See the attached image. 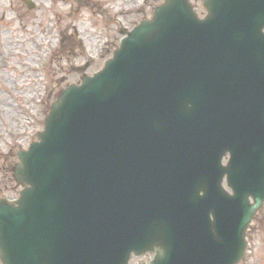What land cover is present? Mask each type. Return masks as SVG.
<instances>
[{
	"label": "water",
	"instance_id": "1",
	"mask_svg": "<svg viewBox=\"0 0 264 264\" xmlns=\"http://www.w3.org/2000/svg\"><path fill=\"white\" fill-rule=\"evenodd\" d=\"M204 6L201 19L164 0L62 90L17 153L19 198H0L2 264H127L153 247L152 264L242 258L264 203V0Z\"/></svg>",
	"mask_w": 264,
	"mask_h": 264
},
{
	"label": "rangeland",
	"instance_id": "2",
	"mask_svg": "<svg viewBox=\"0 0 264 264\" xmlns=\"http://www.w3.org/2000/svg\"><path fill=\"white\" fill-rule=\"evenodd\" d=\"M0 0V198L18 197L17 152L37 140L51 104L82 75L100 70L124 33L153 15L163 0ZM200 17L203 0H190ZM37 64L41 68H37ZM73 67V68H72ZM239 264H264V207L247 231ZM134 263V262H133ZM1 264V261H0Z\"/></svg>",
	"mask_w": 264,
	"mask_h": 264
},
{
	"label": "flooded vegetation",
	"instance_id": "3",
	"mask_svg": "<svg viewBox=\"0 0 264 264\" xmlns=\"http://www.w3.org/2000/svg\"><path fill=\"white\" fill-rule=\"evenodd\" d=\"M157 248L143 251L139 254L132 253L129 256L127 264H152L157 254ZM134 262V263H133Z\"/></svg>",
	"mask_w": 264,
	"mask_h": 264
}]
</instances>
